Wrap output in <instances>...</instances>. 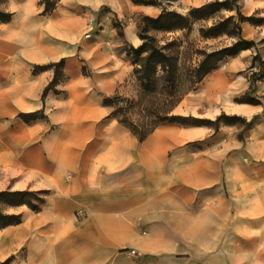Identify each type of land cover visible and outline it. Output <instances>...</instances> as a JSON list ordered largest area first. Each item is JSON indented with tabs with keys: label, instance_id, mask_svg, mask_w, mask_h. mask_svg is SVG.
<instances>
[{
	"label": "crops",
	"instance_id": "0c3cea01",
	"mask_svg": "<svg viewBox=\"0 0 264 264\" xmlns=\"http://www.w3.org/2000/svg\"><path fill=\"white\" fill-rule=\"evenodd\" d=\"M40 1H13L0 25V192L47 195L41 212L0 231V263L21 248L24 264H236L247 244L264 257L263 124L243 141L235 128L165 123L140 142L103 104L133 82L138 19L158 18L166 2L59 0L43 15ZM244 2L245 16L264 17V0ZM245 31L253 41L264 27ZM252 59L245 50L225 62L173 114L259 119L264 81L253 85L259 105L236 103ZM63 60L64 81L44 98L55 72L34 67ZM38 111L47 119L18 118Z\"/></svg>",
	"mask_w": 264,
	"mask_h": 264
},
{
	"label": "trees",
	"instance_id": "16d2710c",
	"mask_svg": "<svg viewBox=\"0 0 264 264\" xmlns=\"http://www.w3.org/2000/svg\"><path fill=\"white\" fill-rule=\"evenodd\" d=\"M59 0H41L44 6V15L52 14L58 5ZM135 4L156 5L158 1L133 0ZM237 13L227 19L220 21L208 30H201L204 39L216 38L223 34L228 36L237 35L236 41L231 47L214 50L211 52H195L199 56L194 59V55H187L182 63L185 53L181 52L180 42L163 38L158 40L156 36L149 35L150 31L156 33H174L176 31L192 30L195 22L206 20L219 14L221 11ZM14 14L0 9V25L8 24L12 21ZM252 17H244L238 5V0H218L210 2L200 8L193 9L187 15L179 14L175 11L164 10L158 18L143 17L144 27L141 28L139 38L142 45L138 48H131L127 51V57L131 60L133 67L132 80L136 88V98L125 99L120 93L104 98V106L112 110L110 117L117 120L121 126L129 129L140 141H145L160 125L179 124L183 126H207L214 130H219L222 125H234L236 122H245L247 127H251L257 120L254 117L250 122L239 116H219L216 120L198 119L194 117L176 116L173 111L190 92H192L204 78L216 70L219 64L228 58H234L242 51L249 50L254 46L252 41L244 40L241 36V23L253 22ZM261 21L256 25H260ZM231 28V29H230ZM231 30V31H230ZM65 61L46 66H35L33 74L53 69L55 70L54 80L44 90L43 97L60 82L58 69H64ZM256 62L260 66V74L252 79L250 91L245 98L238 100L243 104L259 105L260 101L252 97L253 85L256 81L264 78V61L258 56L254 58L251 70L256 67ZM262 74V75H261ZM255 74L253 73V76ZM64 75H62L63 77ZM20 118L24 123L30 125L47 117L43 111L34 113H21ZM47 192L35 191H2L0 192V231L22 223L23 216L8 214L5 208H16L25 206L34 213L42 211Z\"/></svg>",
	"mask_w": 264,
	"mask_h": 264
},
{
	"label": "rangeland",
	"instance_id": "374dc122",
	"mask_svg": "<svg viewBox=\"0 0 264 264\" xmlns=\"http://www.w3.org/2000/svg\"><path fill=\"white\" fill-rule=\"evenodd\" d=\"M13 1H17V0H0V9L8 12L9 8L11 7L10 5L12 4ZM163 1H165L167 4L166 10L175 11V12L182 14V15H187L193 9L200 8V7H196V6L186 7L185 5L182 4V2H181L182 0H163ZM244 3H245L244 0H238L240 12L244 17H246L247 15L245 16ZM39 5L42 7V14H43L44 6L41 5V1H40ZM261 15H262L261 13H257L256 15L251 16L254 19L252 23H250V22L241 23V31H242L241 36L244 40H246L245 28H247L248 25L254 26V27H264V17ZM230 16H235L236 20L238 18L236 11L227 12V11L223 10L219 14L212 16L206 20H201V21L195 22L191 28L192 30H189V31L188 30L176 31L174 33H169V34L156 33L154 31H150L148 34L152 35V36H156L158 40H162L163 38H168L170 40H176V41L178 40L180 42V45H181L180 51L185 53V56H184V59L182 60V63L188 64L189 63L188 61L187 62L184 61L185 57L188 58V56H186V53H187V55H194L193 58L198 59L199 56L195 55V52H197V51H199V52L200 51L201 52H203V51L211 52L214 50H220V49H224V48L229 49V47H231L236 41H238L237 35L228 36L226 34H223L219 37L209 38V39H204L201 36V30L202 29L208 30L212 26L218 24L220 21L227 19ZM259 21H261V24L256 25V23ZM138 26H139V32H138V35H139L141 32V28L143 29V27H144L143 17H140L138 19ZM252 42L254 43V46L249 49L253 54L252 63L244 71L240 72L238 75L247 77L249 73H254L255 75L253 76V78L257 77V79H259L258 75L260 74V72H258V70H260V68H259L260 66L256 62V67L252 70H251V67H253L252 64L254 62L255 57L258 56L260 59H262L264 56V33L263 34L258 33L257 36L255 37V40H253ZM141 45H142V42H141ZM131 48H133V47H131ZM131 48H129L128 50H130ZM230 59L231 58L224 60L222 63L219 64L220 66H218V68L224 66L223 64L225 62L229 61ZM129 61L131 63L130 59H129ZM57 71H58V74L60 77V82H63L64 76L62 77V75H64V74L62 72V69H58ZM54 72H55V70H54ZM263 72H264V70H263ZM260 81L263 82L264 78H262ZM136 94H137V91H136V88L134 86V82H130L123 89L120 90V95L122 96V98H125V99L136 98L135 97ZM240 99H242V97L238 98L236 100V103L240 104L241 102L238 101ZM223 114L226 115V113H222L221 115H223ZM228 116H237V115H228ZM183 117H185V116H183ZM239 117H241V116H239ZM217 118H219V116L214 118V119H209V120L214 121ZM244 119L247 120L246 118H244ZM247 121L250 122L251 120H247ZM256 124H263L264 125V113L259 116V119H257L251 127H247L246 123L243 121V122H236L234 125H228V126L222 125L220 128L229 127V128L237 129L239 131L238 132V135H239L238 138L240 140L244 141L246 139V135H247L248 130L251 129ZM27 209L28 208L25 206L16 207V208L6 207L5 212L8 214H14V216L20 215V214L23 216V212ZM32 213H34V212H32ZM256 249L258 250L259 247L251 245V244L245 245L243 247V250H244L243 256L244 257H240V258L237 257L236 258V264H264V257H258L259 254H258V251H255ZM26 254H27L26 249L21 248V249L17 250L16 252L12 253L10 258H8V260H6L5 262L0 263V264H24ZM252 256H254V257H252ZM255 256H257V257H255Z\"/></svg>",
	"mask_w": 264,
	"mask_h": 264
},
{
	"label": "built area",
	"instance_id": "2783aa9c",
	"mask_svg": "<svg viewBox=\"0 0 264 264\" xmlns=\"http://www.w3.org/2000/svg\"><path fill=\"white\" fill-rule=\"evenodd\" d=\"M90 37V35H86V38H89ZM260 70H258V72H259ZM136 252L135 251H132V254H135Z\"/></svg>",
	"mask_w": 264,
	"mask_h": 264
}]
</instances>
